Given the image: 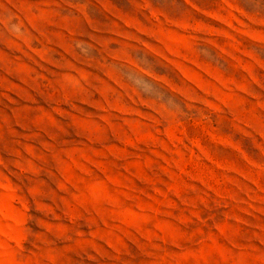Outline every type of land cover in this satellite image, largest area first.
<instances>
[{
  "label": "rangeland",
  "instance_id": "374dc122",
  "mask_svg": "<svg viewBox=\"0 0 264 264\" xmlns=\"http://www.w3.org/2000/svg\"><path fill=\"white\" fill-rule=\"evenodd\" d=\"M0 264H264V0H0Z\"/></svg>",
  "mask_w": 264,
  "mask_h": 264
}]
</instances>
